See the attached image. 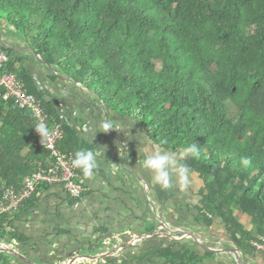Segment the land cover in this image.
Segmentation results:
<instances>
[{
    "label": "trees",
    "instance_id": "1",
    "mask_svg": "<svg viewBox=\"0 0 264 264\" xmlns=\"http://www.w3.org/2000/svg\"><path fill=\"white\" fill-rule=\"evenodd\" d=\"M0 17L46 62L184 156L182 164L205 183L200 219L206 226L223 219L242 248L264 236V0H0ZM3 49L4 70L42 102L48 128L61 127L59 150L73 159L79 150L92 151L37 89L22 57ZM2 93L0 199L52 164L35 116ZM27 206H35V197L20 210ZM235 211L251 218L252 230ZM12 215L0 217V236L25 242ZM158 253L163 264L200 259L192 249L165 246ZM0 264L28 263L0 251Z\"/></svg>",
    "mask_w": 264,
    "mask_h": 264
},
{
    "label": "crops",
    "instance_id": "2",
    "mask_svg": "<svg viewBox=\"0 0 264 264\" xmlns=\"http://www.w3.org/2000/svg\"><path fill=\"white\" fill-rule=\"evenodd\" d=\"M0 24L6 37L0 39V46L11 57H22L21 63L33 75L37 89L55 105L62 121L74 127L92 147L96 164L90 178L79 179L88 191L82 200L72 201L61 187L40 188L35 206L23 207L12 215L14 228L27 240L20 243L10 235H2L0 243L17 249L34 264H68L72 257H76L73 264H163L165 259L158 252L165 246L173 251L195 250L200 259L189 264H238L229 253L205 251L168 235L165 230L164 226L171 230L182 227L218 235L230 249L236 248L223 219L214 218L212 226H206L200 219L207 195L201 177L188 173L186 187L177 180L174 169L183 165L184 156L154 142L134 118L114 111L110 127L105 129L98 99L69 78L66 82L87 95L63 84L27 48L19 33L2 18ZM51 75L55 81L50 80ZM156 152L169 156L173 162L169 169L172 186L168 189L155 183L154 170L142 166L143 160ZM235 217L246 230H252L250 217L239 211H235ZM154 230L163 234L143 240ZM127 242L139 245L115 255L114 249ZM204 242L212 249L219 247L214 241ZM239 248L244 255L240 264H264L263 253L249 246ZM103 253L107 256L98 259L97 255Z\"/></svg>",
    "mask_w": 264,
    "mask_h": 264
},
{
    "label": "built area",
    "instance_id": "3",
    "mask_svg": "<svg viewBox=\"0 0 264 264\" xmlns=\"http://www.w3.org/2000/svg\"><path fill=\"white\" fill-rule=\"evenodd\" d=\"M9 61L8 53L0 46V88L3 90L2 98L5 102L13 100L22 110L30 111L38 124L48 129L47 137L41 136L40 145L50 155L52 164L47 169L38 170L27 180L20 191L8 190L0 199V217L5 214L19 212L23 204L35 197L41 186L61 187L71 200H82L87 195V189L80 182L76 168L72 167L73 156L63 153L58 148L62 139V130L59 125L52 128L47 126V116L43 110L42 102L26 91L24 83L15 73L4 69ZM254 250L264 254V236L251 241ZM79 261V258H77ZM82 259V258H80Z\"/></svg>",
    "mask_w": 264,
    "mask_h": 264
},
{
    "label": "water",
    "instance_id": "4",
    "mask_svg": "<svg viewBox=\"0 0 264 264\" xmlns=\"http://www.w3.org/2000/svg\"><path fill=\"white\" fill-rule=\"evenodd\" d=\"M0 39H6L5 34L2 30L1 24H0ZM24 43L26 44L27 48H29V50L32 51L37 56V58L45 65V67L48 68L51 71V73L53 75H55L56 78L58 80H60L63 84L67 85L70 89H73L74 91H76L79 94L87 95V93H88L89 96L98 99L99 104L101 105V109L104 113V118H105L106 124H108V125L111 124V117L113 115V111L105 104V102L102 100V98L98 94H96L94 91L88 89L84 85L79 84L78 82L74 81L73 79L70 78V76H68L66 73L62 72L61 70L57 69L54 65H51L48 62H46L42 58V56L39 53H37V51L33 47H31L29 45V43L27 41H24ZM66 78L73 80V83L75 85L82 87L84 90L87 91V93L78 90L75 85H72V84H69L68 82H66ZM166 213L167 212L165 211L164 216H166ZM156 216L160 218V216L158 214H156ZM164 228H165L166 232L168 233V235L173 236L174 238L182 239V240H184L188 243H191V244H196V245L200 246L202 249H204L205 251H212V252L224 251L226 253H229L233 257H235L236 262L238 264H240L239 259L244 258V255L240 252V248H239V245L237 243H234L236 248L230 249L228 246H226L224 243H222L217 238L218 235H212V234L206 235L204 233H199V232L197 233L195 231L187 230V229L182 228V227L178 230H171V228H168L167 226H164ZM157 234H163V233H159L158 230H154V231L150 232L148 235H146L143 238V240L147 237L156 236ZM204 241H214L219 247L212 249ZM135 245L137 246V245H139V243L138 242H136V243L135 242L134 243H132V242L124 243V244L120 245V247L114 249V252H115L114 254L116 255L119 251H123L124 249H126L128 247L135 246ZM0 251L10 252L28 264H34L32 261H29L28 259H26L17 249H14L12 246L7 245L5 243H0ZM106 256L107 255L103 253L101 255H97V258L99 259V258H103ZM84 258H87V255H84ZM75 260H76V257H72L68 261V264H73Z\"/></svg>",
    "mask_w": 264,
    "mask_h": 264
},
{
    "label": "clouds",
    "instance_id": "5",
    "mask_svg": "<svg viewBox=\"0 0 264 264\" xmlns=\"http://www.w3.org/2000/svg\"><path fill=\"white\" fill-rule=\"evenodd\" d=\"M110 125L105 124L104 128H109ZM37 132L40 135L47 137L49 135L48 129L43 124L37 125ZM191 152H195V148L189 149ZM75 159L71 161L72 167L80 169L85 178H90L93 175L96 164L94 163L95 153L91 150H79L75 153ZM242 164L244 166L250 165L251 161L248 158H242ZM170 157L167 155H161L156 152L154 155L145 158L142 162L144 168L154 170V181L160 185L163 189L170 188L172 176L169 169L172 168ZM177 180L182 187L187 186L189 169L186 165H178L174 169Z\"/></svg>",
    "mask_w": 264,
    "mask_h": 264
},
{
    "label": "rangeland",
    "instance_id": "6",
    "mask_svg": "<svg viewBox=\"0 0 264 264\" xmlns=\"http://www.w3.org/2000/svg\"><path fill=\"white\" fill-rule=\"evenodd\" d=\"M0 18H2V17H0ZM4 20V19H3ZM5 21V20H4ZM6 22V21H5ZM7 23V22H6ZM8 24V23H7ZM23 261V260H22ZM25 262V261H24Z\"/></svg>",
    "mask_w": 264,
    "mask_h": 264
}]
</instances>
